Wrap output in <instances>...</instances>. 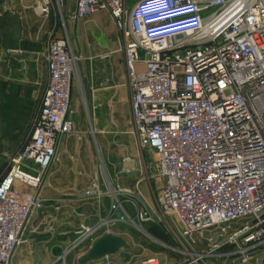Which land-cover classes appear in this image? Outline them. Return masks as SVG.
I'll use <instances>...</instances> for the list:
<instances>
[{
	"label": "built area",
	"instance_id": "2783aa9c",
	"mask_svg": "<svg viewBox=\"0 0 264 264\" xmlns=\"http://www.w3.org/2000/svg\"><path fill=\"white\" fill-rule=\"evenodd\" d=\"M65 2L3 0L2 6L10 15L30 9L48 19L56 7L63 13ZM96 12H109L123 32L132 121L140 148L155 155L161 214L176 218L192 249L226 250L221 255L238 264H262L264 0H139L130 10L127 0H77L71 18ZM42 59L48 84L31 136L0 182V264H12L27 243L43 207L45 174L62 138L75 131V57L55 28ZM15 173L27 177L20 187ZM83 196L104 194L96 182ZM137 220L161 222L148 213L129 215L114 198L102 223L81 224L77 246L110 225ZM136 264L162 261L154 256Z\"/></svg>",
	"mask_w": 264,
	"mask_h": 264
},
{
	"label": "rangeland",
	"instance_id": "374dc122",
	"mask_svg": "<svg viewBox=\"0 0 264 264\" xmlns=\"http://www.w3.org/2000/svg\"><path fill=\"white\" fill-rule=\"evenodd\" d=\"M4 6L0 5V182L10 173L14 156L24 148L31 136L32 120L40 109L46 88L43 79L39 83L37 81L43 78L46 71L42 52L49 34L55 28L61 38H67L68 47L75 57L72 110L76 114L72 117L77 118V121H74L76 137L72 138L78 142L79 151H83V137L79 135V127L88 129L99 172V180H89L87 177L85 183L92 186L99 181L104 196L112 201L115 198L123 202L125 211L127 208L131 216L140 212L161 218L160 223L137 220L133 224L110 225L108 233L120 232V235H114L123 238L128 247L126 253L115 260L122 264H136L156 256L162 264L241 262L235 261L233 256L223 260L207 257L206 260L203 259L206 254H193L192 250L196 248L192 249L182 241L176 218L163 216L158 208L157 199L162 183L155 169V155L150 150L140 148L128 106L122 108L121 117L114 122L111 119L112 111H94L90 107L88 88H100L101 80L98 78L102 74L105 76L106 73L114 72L125 77L124 84L128 88V76L123 66L124 36L112 15L109 12H96L88 18L73 20L72 14L69 16L67 12L61 13L56 7L51 18L47 19L35 14L33 10L23 11L20 4L21 10L10 15L5 12ZM94 122L98 126L89 130ZM61 149L45 174L41 188L43 207L33 222L34 227L45 219L47 211H54L55 167L60 164L57 161L60 158L65 160L66 156ZM75 158L73 164H78V156ZM79 158L82 159L81 156ZM63 178L60 177L64 186ZM139 206L142 209L136 212L135 208ZM67 255V264H71L73 254L69 252Z\"/></svg>",
	"mask_w": 264,
	"mask_h": 264
},
{
	"label": "crops",
	"instance_id": "0c3cea01",
	"mask_svg": "<svg viewBox=\"0 0 264 264\" xmlns=\"http://www.w3.org/2000/svg\"><path fill=\"white\" fill-rule=\"evenodd\" d=\"M138 1L139 0H127L128 9H132ZM76 4L77 0H66L63 12H67L70 16L76 9ZM56 35L60 37L57 32ZM123 66L124 69H126L125 60ZM40 80L44 82L47 88V66L43 78L37 79L38 83ZM98 80H101L100 88H88V102L92 110L112 111L111 119L114 122V120H119L121 117L122 108L128 106L130 116L132 117L131 95L129 89L125 87V77H120L119 74L111 72L106 73L105 76L102 74ZM75 114L76 112L73 110V115ZM72 118L73 121H77V118L74 116ZM97 126V122H94L93 125H91L92 129L89 130H93V128ZM79 129V135L83 137V151H79L78 142L75 141V138H72L74 136L76 137V135H74L75 132L72 135L63 137L60 142L58 153L62 150L61 148H63L62 153H65L66 156L65 160L60 158V160L57 161L60 163L59 166L55 167L56 178L53 181L54 211L53 213L47 211V215L43 221L39 222L36 227L31 226L27 234V243L18 250L12 264H57L61 261L67 264V258L69 257L67 254H69V252L73 254L70 261L71 264H79V260L90 253L93 244L108 233L109 228H105L95 237L93 242L77 246L81 224L85 223L94 227L102 223L107 218L112 203V200H110L108 196L96 199H87L83 196V192L91 187L85 183V179L88 177V179L90 178L96 181L100 178L96 161L93 157L92 142L88 138V129H82L80 127ZM96 131L99 133L101 132L100 130ZM76 155L78 156V164H73ZM79 156H81L82 159H80ZM63 176V180L66 184L64 186L62 185L64 182L60 179V177L62 178ZM97 183H99V181ZM140 209H142L141 206L135 208V211L139 212ZM127 213L130 214L128 211ZM42 225L47 227L43 232H40L39 228ZM113 233L120 235L118 231H113ZM207 249L206 246H203L193 251L206 254V256H203V259L206 260L207 257H215L216 260L227 258L221 255L226 250H216L211 254ZM58 253L59 255H57ZM123 253H126L125 249L115 255L106 256L103 259L88 264H122V262L117 261V257L122 256ZM216 254L218 256H214ZM181 261H184V258H181Z\"/></svg>",
	"mask_w": 264,
	"mask_h": 264
},
{
	"label": "water",
	"instance_id": "95a60500",
	"mask_svg": "<svg viewBox=\"0 0 264 264\" xmlns=\"http://www.w3.org/2000/svg\"><path fill=\"white\" fill-rule=\"evenodd\" d=\"M3 0H0V5ZM0 135H1V123H0ZM47 226L42 225L39 228L40 232H43ZM128 248L125 240L119 236L111 233L105 234L102 238L97 240L90 251V253L84 258L79 260V264H88L94 261L103 259L106 256H112L117 254L123 249ZM262 264H264V258L262 259Z\"/></svg>",
	"mask_w": 264,
	"mask_h": 264
},
{
	"label": "bare ground",
	"instance_id": "6f19581e",
	"mask_svg": "<svg viewBox=\"0 0 264 264\" xmlns=\"http://www.w3.org/2000/svg\"><path fill=\"white\" fill-rule=\"evenodd\" d=\"M16 175V178H17V184H19V181H26L27 180V177H25L24 175L20 174V173H15Z\"/></svg>",
	"mask_w": 264,
	"mask_h": 264
}]
</instances>
